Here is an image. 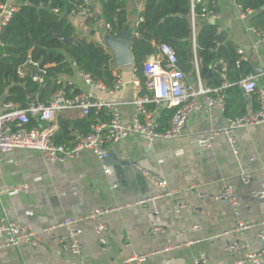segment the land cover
Listing matches in <instances>:
<instances>
[{
  "label": "crops",
  "instance_id": "0c3cea01",
  "mask_svg": "<svg viewBox=\"0 0 264 264\" xmlns=\"http://www.w3.org/2000/svg\"><path fill=\"white\" fill-rule=\"evenodd\" d=\"M90 1L95 20L86 25L80 18L70 16V21L77 35H91L107 48L108 35L99 17V0ZM210 1L218 11L215 23L237 50L244 51L242 60L250 64L264 100V49L253 48L258 36L249 30V14L241 17L234 0ZM143 6L144 0H126L128 29L136 25ZM3 15L0 13V18ZM254 67L262 69L261 73L254 72ZM116 72L123 80L120 89L109 93L98 88L94 96L117 102L122 120L128 122L136 96L132 82L135 72L132 65ZM186 77L189 80L191 75ZM64 80L83 91L88 89L77 74ZM227 96V111L217 106L203 108L187 121L179 137L148 143L131 135L109 145L108 156L103 160L87 150L63 163L44 162L36 150L16 148L6 153L0 166V215L2 208H6L10 218L33 231L97 207L122 208L106 217L104 245L91 222H83L79 255L60 247L56 238L64 236L65 231L56 229L52 232L54 237L38 234L39 246L21 243L1 248L0 264H124L123 259L132 251L147 252L165 245L177 247L140 264H195L201 252L207 256V264H239L247 253L262 249L264 238L259 235L264 234V199L253 198L251 191L259 189L264 180V123L234 131L235 153L222 136L208 147L196 143L204 132L222 128L227 118L253 107V93L240 86ZM59 117L73 120L80 115L75 109L59 112L58 128ZM105 167L110 169L109 173L104 172ZM144 170L165 179L170 194L144 206L134 205L142 195L156 191L154 182L142 175ZM244 173L250 174L248 182L243 180ZM22 185L25 187L15 190ZM225 187L233 190L236 211L224 201L214 199ZM176 200L184 203L180 214L174 212ZM237 221H247L252 227L240 233L229 232ZM233 240L241 244L237 253L226 249ZM259 264H264V258Z\"/></svg>",
  "mask_w": 264,
  "mask_h": 264
},
{
  "label": "built area",
  "instance_id": "2783aa9c",
  "mask_svg": "<svg viewBox=\"0 0 264 264\" xmlns=\"http://www.w3.org/2000/svg\"><path fill=\"white\" fill-rule=\"evenodd\" d=\"M202 1L190 0L192 23L195 21V5ZM236 6L243 18L251 12L250 10L243 12L237 4ZM0 7V13L4 14L0 18L1 26L10 18L15 7L7 4H3ZM202 11V16L204 17L216 20L218 16L212 12H207L205 8ZM70 15L87 22L88 19L93 17L91 1L80 0L77 7L70 10ZM105 26L110 28L108 24ZM249 30L258 36L253 48L264 49V43L259 37V33L250 26ZM0 45H3L1 41ZM157 50L156 55L148 56L143 62V75L146 79L145 89L148 92L147 94L142 93L138 76L134 73L132 77V82L136 86V96L132 101L133 114L128 122L122 120L117 102L98 100L94 96V91L98 88L104 89L109 93H115L120 89L123 80L116 70L112 73L114 77L112 87H105L102 83L94 81L88 73L79 71L77 75L87 85L88 89L82 90L78 94L66 96L63 91L58 90L47 102L28 97L25 105L17 102L3 103V109L0 111V166L4 155L16 148L36 150L40 153L42 160L47 163L66 162L84 150L91 151L97 158L103 160L108 156L109 145L131 135H136L148 143L154 140L169 141L182 134L187 121L196 112L211 106L224 109V95L221 90L226 85L225 83L217 88L205 86L198 74L197 67L194 76L195 83H190L186 74L178 66V61L172 49L163 45ZM238 52L242 55L244 54L243 50H238ZM243 59L246 58L243 56ZM35 69L40 71L43 76V71L37 66L34 67L33 71L29 72V75L33 81L41 83L42 76H39ZM18 74L23 76L25 72L19 69ZM239 84L245 92L255 90L258 96V107H249L240 115L227 118L226 124L222 128L204 132L196 139L198 146L208 147L216 137L222 136L232 146L235 153L234 131L239 128L264 123L263 91L256 86V76L249 74L240 80ZM164 104V107L173 109L166 127H162L158 119L159 111ZM67 109L77 110L80 116L88 115L91 110H94L95 114L102 110L105 118L96 117L95 121L90 125L88 133H82L75 129L72 131L73 139L71 141L68 143H56L53 140V136L59 129L57 126L58 113ZM32 121L34 124L28 127ZM104 172L109 173L110 169L105 167ZM142 175L154 182L156 191L142 195L132 204L144 206L170 194L166 189L165 179L148 170L142 171ZM242 177L245 182H248L250 174L244 173ZM24 187V185L15 187V190H20ZM251 196L256 199H264V180L261 182L259 189L251 191ZM214 199L224 201L236 211V198L231 187H225L214 196ZM121 206L97 207L83 214L66 216L54 224L42 227L39 231H33L24 224L13 220L8 216L6 208H2L0 215V249L17 247L21 243L39 246L38 234H48L50 237H54L52 234L54 230L63 229L65 231L64 236L56 238L60 247L73 255H79L81 253L79 238L82 232L81 224L83 222H91L98 240L104 245L106 242L104 232L107 229L106 217L115 210L122 208ZM173 207L174 212L180 214L184 203L176 200ZM251 227L252 224L247 221H237L229 232L240 233ZM259 236L264 238V234ZM174 247H177V245H165L147 252L132 251L128 257L123 259V263L140 264L147 258L164 253ZM240 248L241 244L237 240L231 241L226 246L227 251L230 253H237ZM263 258L264 247L247 253L244 259H241L238 263L259 264ZM194 262L195 264H207L206 254L199 253Z\"/></svg>",
  "mask_w": 264,
  "mask_h": 264
},
{
  "label": "trees",
  "instance_id": "16d2710c",
  "mask_svg": "<svg viewBox=\"0 0 264 264\" xmlns=\"http://www.w3.org/2000/svg\"><path fill=\"white\" fill-rule=\"evenodd\" d=\"M125 2L99 0V17L104 26H110L106 28L108 36H116L127 28ZM9 3H13L15 10L0 26V41L3 43L0 45L1 105L7 102L25 105L28 97L47 102L58 90L66 96L78 94L82 90L64 79L76 76L79 71L88 73L105 87H112V73L118 68L113 65L111 52L93 40L91 35H77L70 21V10L77 7L80 0H0V6ZM235 3L243 12L251 11L248 16L250 27L259 33L264 43V0H235ZM203 8L218 15L216 6L210 0L195 5L194 23L190 0H144L139 20L129 29L132 67L139 78L142 93L147 94L143 62L159 47L166 45L174 52L178 66L185 74L195 76L197 67L205 86L217 88L224 83L229 85L221 90L224 111H227V94L232 89L238 90L240 80L252 74V68L248 61L242 60V54L222 29L216 23H209V17L202 16ZM95 18L93 15L86 25ZM59 37H72L74 41L63 42ZM35 66L43 71L41 83L33 81L29 75ZM19 69L25 72L23 76L18 74ZM250 93H253L252 106L256 108L259 105L258 96L255 90ZM3 95L5 98L2 101ZM172 113V108H161L158 119L162 127L167 126ZM96 117L104 119L103 111L95 114L91 110L88 115L73 120L59 117V130L53 140L68 143L73 139L72 131L75 129L88 133ZM33 124L32 121L28 127Z\"/></svg>",
  "mask_w": 264,
  "mask_h": 264
},
{
  "label": "water",
  "instance_id": "95a60500",
  "mask_svg": "<svg viewBox=\"0 0 264 264\" xmlns=\"http://www.w3.org/2000/svg\"><path fill=\"white\" fill-rule=\"evenodd\" d=\"M67 14H65L66 16ZM209 23L214 24L215 19L214 18H209L208 19ZM61 41L63 42H73V38H67L64 39L62 37H59ZM106 47L109 49L112 55V61L114 67L120 68L124 67L127 65H132L133 64V56L130 48V43H129V29L124 28L121 32H119L116 36H107L105 39ZM158 50H155L153 55H156ZM180 69L184 72L183 68L180 67ZM262 69L258 67H254V72L256 73H261ZM35 72L39 76H42V73L35 69ZM57 77V76H56ZM55 77V78H56ZM189 82L190 83H195V78L194 76L189 77ZM5 95L2 96V101L4 100ZM165 104L163 105V107Z\"/></svg>",
  "mask_w": 264,
  "mask_h": 264
}]
</instances>
